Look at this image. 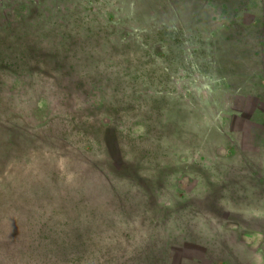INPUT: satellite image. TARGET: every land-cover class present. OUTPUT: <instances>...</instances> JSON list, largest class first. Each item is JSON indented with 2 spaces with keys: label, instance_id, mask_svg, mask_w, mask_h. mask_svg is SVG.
Returning <instances> with one entry per match:
<instances>
[{
  "label": "rangeland",
  "instance_id": "374dc122",
  "mask_svg": "<svg viewBox=\"0 0 264 264\" xmlns=\"http://www.w3.org/2000/svg\"><path fill=\"white\" fill-rule=\"evenodd\" d=\"M0 264H264V0H0Z\"/></svg>",
  "mask_w": 264,
  "mask_h": 264
}]
</instances>
